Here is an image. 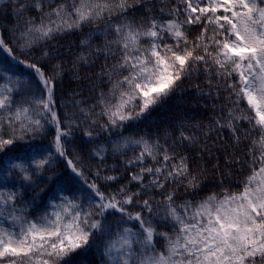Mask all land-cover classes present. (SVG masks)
<instances>
[{"label": "snow or ice", "instance_id": "snow-or-ice-1", "mask_svg": "<svg viewBox=\"0 0 264 264\" xmlns=\"http://www.w3.org/2000/svg\"><path fill=\"white\" fill-rule=\"evenodd\" d=\"M13 7L16 19L24 20L23 29H17L21 49L28 55L38 51L45 64L59 59L49 42L70 41L85 26L116 18L108 26L117 37L111 44L117 46L119 58L111 67L103 65L97 77L102 81L107 76L110 85L108 92H100L98 101L107 121H92L99 131L140 119L178 91L185 79L202 71L209 85L215 83L228 92L226 100L231 105L210 129L217 133V140L226 130L229 139L224 143L235 149H224V159H217L215 171L227 179L233 175L230 170L239 166L247 168V174L237 191L225 189L222 195L213 193L195 205L186 201L180 206L183 211H178L177 187L195 192L206 171H193L189 157L178 152L180 144L187 149L197 143L196 138L181 131L178 144L171 147L159 140H127L124 146H142L134 159L125 161L132 172L128 182L121 184L117 175L102 176L97 167V178L121 186L106 193L96 182L85 181L91 189L87 207L65 196L50 216L30 220L24 215L26 206L20 207L19 192L0 191V264H74L66 258L78 249H85L86 255L94 233L104 244L108 264H264V0H14ZM33 11L35 18H25ZM80 44L86 46L83 51H89L87 39ZM111 44L106 46L109 52ZM0 51L15 59L4 31H0ZM90 55L107 59L101 48ZM90 55H78L73 66L89 64ZM28 66L35 70L43 92L18 102L16 94L23 93L17 85L5 83L0 88V151L8 148L5 155H9L11 146L50 126L48 155L29 166L13 167L36 188L41 184L34 177L55 171L57 157H63L71 172L83 177L76 162L79 155L67 148L72 122L66 124L68 118L57 110L55 92L57 80L63 79V66L54 64L52 75H46L44 65L36 61ZM84 134L93 138L91 130ZM105 151L101 147L91 155L103 160ZM212 151L205 145L203 155ZM146 157L152 166L145 163ZM133 183L139 190L130 187ZM154 189L161 190L158 194L165 198L157 203L165 205L164 219L170 218L173 235L158 232L145 216V212H154V196L144 198ZM108 210L120 213L124 221L115 238L97 219ZM129 221L135 224L129 227ZM157 237L165 241L163 250L157 248Z\"/></svg>", "mask_w": 264, "mask_h": 264}, {"label": "trees", "instance_id": "trees-1", "mask_svg": "<svg viewBox=\"0 0 264 264\" xmlns=\"http://www.w3.org/2000/svg\"><path fill=\"white\" fill-rule=\"evenodd\" d=\"M53 2V0H49ZM178 2V0H177ZM14 0H0V31H4L5 38L9 41V46L13 50L15 59L9 57L0 51V88L5 83L15 84L20 88L23 96L16 94L18 102L23 99H31L32 96H39L43 92L41 84L35 70L28 65L33 61L43 64V70L46 75H52L51 72L54 64H62L64 69L63 79L57 80V89L55 96L57 99V110L62 117H67L72 122V135L68 139L67 148L69 153L78 154L79 159L76 161L83 170V177L71 172L63 157H57L53 164L55 171H49L46 174L34 177L36 183L41 186L36 188L35 184L29 185L22 179L18 169L13 165L24 164L29 166L30 162L39 159L41 156L48 155V149L52 142V132L50 126H46L45 132L36 135L34 138L26 137L17 145L11 146L12 152L5 155L9 151L8 148L0 151V191H17L21 195L18 197L23 203L20 207H25L24 215L35 220L41 215H51L57 211V205L63 203V197L75 199L82 206L87 207L91 189L88 182H96L101 187V191L106 193H114L119 186L128 182V178L132 174L125 167V161L134 159L142 146L138 144H128L124 146L127 140H139L144 138L149 142L159 140L160 144L165 147L176 146L180 132L185 135H191L196 138L197 143L189 145L185 149L180 144L178 152L189 157L190 168L193 171H205V175L201 180V187L195 192L192 190H183V186L176 189L175 206L178 211L186 201H191L193 205L207 198V196L215 193L217 196L223 194L225 189L235 192L242 186V181L247 174V168L241 169L239 166L230 170L233 175L224 179L218 171H215L217 159H224V149L235 151L229 144L224 142L229 139L227 131L222 134L220 140L215 139L217 133L210 131L214 122L226 114L231 105L228 104L226 97L228 92L222 86L214 83L209 85L205 74L201 72L193 73L190 79H185L183 86L173 92L161 104L155 106L149 113L137 120H132L124 124L122 127H110L107 131H99L98 125H93V120H98L100 124L107 121V117L101 115V105L98 103L100 92H108L110 85L108 77L104 76L103 80L97 79L102 71V66L111 67L119 58V51L112 41L117 39L109 28V23L115 22V17L108 23H94L85 26L80 33L71 37V40L59 38L49 42L53 55H58L59 59H55L52 63H44V59L33 52L28 55L26 50H22L18 40L21 32L17 29H23L24 20H17L13 7ZM31 16L35 18V12L26 14L25 18ZM164 19H168L164 15ZM6 29V31H5ZM192 35H195L193 33ZM87 39L89 41V51H83L86 47L80 44V40ZM111 44L109 52L106 46ZM105 49L107 59L103 55L91 56L96 49ZM115 53V55H113ZM80 54L90 55L91 62L89 64L73 62L77 60ZM212 79H218L213 77ZM91 125V127H89ZM93 131V138L89 139L85 136L86 131ZM33 147L29 148L28 146ZM205 145L213 149L208 155H203ZM223 145V146H222ZM119 146V150L117 147ZM104 148V159L92 156L91 153L99 148ZM219 149V150H217ZM241 151L243 145H241ZM54 154V153H53ZM72 155L69 156V159ZM145 163L152 166L150 158H145ZM34 167V164H32ZM97 167L100 168L103 175H117L121 178V184L105 183L102 178H97L95 172ZM136 166L133 165L132 168ZM215 172V174H214ZM223 180V185L221 181ZM135 190L136 185H130ZM35 188V192L33 191ZM172 189L169 188V191ZM161 190L154 189L145 199L154 196L153 214L145 212L146 218L152 220L153 226L158 232H167L173 235L172 222L170 218L165 220L166 207L163 203L164 197L158 193ZM143 195V193H142ZM35 197V199H33ZM130 210L135 211L131 206ZM101 220L102 225L108 228L112 238L118 227L124 224L120 218V213L108 210L104 217H97ZM106 221V223H105ZM135 224L133 221L127 222V226L131 227ZM5 226H9L5 223ZM98 234L94 233L93 244L91 250L78 249L66 259L73 260L74 264H108L107 258L103 256L104 244L98 238ZM108 237H104L107 240ZM95 241V242H93ZM165 241L162 237H157V248L163 250ZM79 258V259H77Z\"/></svg>", "mask_w": 264, "mask_h": 264}, {"label": "rangeland", "instance_id": "rangeland-1", "mask_svg": "<svg viewBox=\"0 0 264 264\" xmlns=\"http://www.w3.org/2000/svg\"><path fill=\"white\" fill-rule=\"evenodd\" d=\"M1 52H3L4 54H6L4 51H1ZM6 55L9 57L10 60L12 59L8 54H6Z\"/></svg>", "mask_w": 264, "mask_h": 264}]
</instances>
